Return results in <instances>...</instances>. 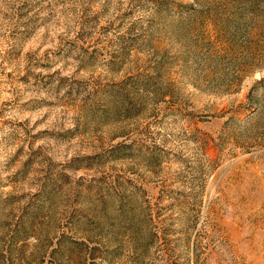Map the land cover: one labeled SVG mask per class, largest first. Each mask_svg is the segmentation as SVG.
Listing matches in <instances>:
<instances>
[{
    "label": "rangeland",
    "instance_id": "374dc122",
    "mask_svg": "<svg viewBox=\"0 0 264 264\" xmlns=\"http://www.w3.org/2000/svg\"><path fill=\"white\" fill-rule=\"evenodd\" d=\"M0 264H264V0H0Z\"/></svg>",
    "mask_w": 264,
    "mask_h": 264
}]
</instances>
